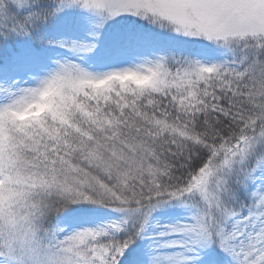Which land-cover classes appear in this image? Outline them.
I'll list each match as a JSON object with an SVG mask.
<instances>
[{"label": "snow or ice", "instance_id": "obj_1", "mask_svg": "<svg viewBox=\"0 0 264 264\" xmlns=\"http://www.w3.org/2000/svg\"><path fill=\"white\" fill-rule=\"evenodd\" d=\"M0 264H264V0H0Z\"/></svg>", "mask_w": 264, "mask_h": 264}]
</instances>
